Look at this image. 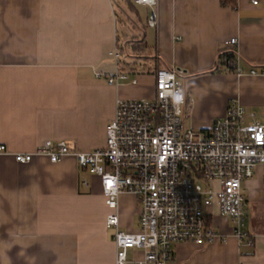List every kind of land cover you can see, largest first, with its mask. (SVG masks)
<instances>
[{
  "label": "crops",
  "instance_id": "obj_1",
  "mask_svg": "<svg viewBox=\"0 0 264 264\" xmlns=\"http://www.w3.org/2000/svg\"><path fill=\"white\" fill-rule=\"evenodd\" d=\"M252 1L156 0L149 8L134 0H0V264H114L99 178L71 156L18 164L13 154L46 140L74 141L83 152L104 147L115 100L152 98L157 69L183 72L194 129H208L231 100L264 120L263 76L214 72L230 39L241 69L264 66V0ZM141 41L145 53L133 54ZM116 48L130 52L118 63ZM116 72L125 79L108 84ZM262 175L259 166L242 184L248 238L235 239L232 222L212 207L208 221L226 241L177 243L170 264H264ZM117 211L119 230L136 233L137 199L119 195Z\"/></svg>",
  "mask_w": 264,
  "mask_h": 264
},
{
  "label": "built area",
  "instance_id": "obj_2",
  "mask_svg": "<svg viewBox=\"0 0 264 264\" xmlns=\"http://www.w3.org/2000/svg\"><path fill=\"white\" fill-rule=\"evenodd\" d=\"M134 3L153 8L156 0ZM147 25H156L153 11ZM235 45V39L223 42L228 48L219 55L227 64L224 70L236 76L264 77V66L246 71L239 67ZM113 57L118 63L119 48ZM182 76L179 69H157L152 98H117L102 148L83 152L74 141L46 140L32 153L13 154L18 164H28L36 157L54 164L71 156L79 168L99 178L110 210L105 227L115 229L114 264H170L177 243L203 246L216 240L225 242L227 236L208 221L207 210L212 207L232 222L235 239L249 237L242 184L259 166L264 184V120L231 100L225 114L213 119L208 129L184 127L192 100L184 90ZM123 79L125 74L116 72L107 83ZM3 152L5 148L0 146ZM121 194L133 195L140 205L136 233L119 230L117 198ZM128 251L140 252L141 258H129Z\"/></svg>",
  "mask_w": 264,
  "mask_h": 264
},
{
  "label": "trees",
  "instance_id": "obj_3",
  "mask_svg": "<svg viewBox=\"0 0 264 264\" xmlns=\"http://www.w3.org/2000/svg\"><path fill=\"white\" fill-rule=\"evenodd\" d=\"M221 3H223L224 5L234 6V0H229V1L228 0H221ZM130 7L132 8V4H130ZM146 48H147V46H146L145 42L141 41V42L136 43L132 46L131 52L133 54L139 55V54L145 53ZM227 59L229 60V62L230 61L232 62V55L228 56ZM225 65L227 66V64L221 60V56H218L217 66H216L214 72L221 71V69L224 70Z\"/></svg>",
  "mask_w": 264,
  "mask_h": 264
},
{
  "label": "rangeland",
  "instance_id": "obj_4",
  "mask_svg": "<svg viewBox=\"0 0 264 264\" xmlns=\"http://www.w3.org/2000/svg\"><path fill=\"white\" fill-rule=\"evenodd\" d=\"M128 53H130V52L128 51V52H126L125 54H122L121 57H125V55L128 54ZM182 81H183V80H182ZM183 125H184V127H188V126H189V122H188L187 120H184Z\"/></svg>",
  "mask_w": 264,
  "mask_h": 264
}]
</instances>
